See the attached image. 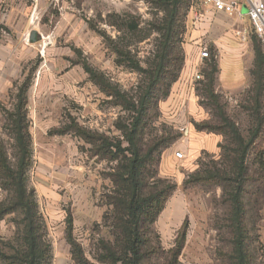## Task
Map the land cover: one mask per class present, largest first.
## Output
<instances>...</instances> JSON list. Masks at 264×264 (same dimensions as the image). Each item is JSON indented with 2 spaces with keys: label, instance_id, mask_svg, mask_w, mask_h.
<instances>
[{
  "label": "rangeland",
  "instance_id": "1",
  "mask_svg": "<svg viewBox=\"0 0 264 264\" xmlns=\"http://www.w3.org/2000/svg\"><path fill=\"white\" fill-rule=\"evenodd\" d=\"M169 2L55 0L28 24L23 39L30 43L35 33L33 52L0 56V211L11 206L0 217V264H18L24 249V212L14 193L20 90L30 144L24 200L34 203L41 224V245L48 249L42 264H83L76 247L85 264H122L107 258L104 245L115 243L123 198V164L130 154L126 128L136 115L127 103L139 105L159 61ZM202 11L203 0H184L172 59L137 136L142 154L153 150L143 172L146 193L166 190L162 209L154 206L143 223V264H234L227 182L193 176L231 169L230 137L219 110L247 137L254 127L252 85L250 78L228 89L218 68L211 84L215 104L206 75L212 63L218 67L214 46L205 44L210 56L197 66V54H187V47L197 46L192 37ZM6 33L0 23V35ZM86 66L122 96L95 80ZM194 66L202 79L190 76ZM72 120L97 140L63 132ZM103 139L110 143L106 149ZM258 145L248 159L256 177L246 194L249 264H264V125ZM177 151L184 157H176Z\"/></svg>",
  "mask_w": 264,
  "mask_h": 264
},
{
  "label": "trees",
  "instance_id": "2",
  "mask_svg": "<svg viewBox=\"0 0 264 264\" xmlns=\"http://www.w3.org/2000/svg\"><path fill=\"white\" fill-rule=\"evenodd\" d=\"M184 0H170L167 8V16L165 19L164 34L161 41V50L159 53V61L155 69L150 73L151 79L144 89L140 97L139 105L135 103H126L129 105L136 115L128 126L126 131V138L129 147V156L123 164L125 174H123V198H120L118 209L119 221L116 224V239L115 243L104 245L107 258L111 259L114 263L121 262L122 264H143L142 247L145 244L143 238L144 232L142 231L143 223L147 219L150 209L157 206L160 209L163 207L164 196L166 190L159 191L155 194L146 193L143 172L146 169L153 157L151 154L153 150L150 148L147 153L142 154L139 151L137 144V136L141 132L143 117L151 106L152 100L155 98V92L160 89L163 80V74L166 71L167 64L171 61V51L176 43L178 34L181 31L183 22L181 21V9ZM255 59L250 69L251 76V93L250 98L252 102V116L254 120V127L251 128L248 136H244L232 120L223 110H219V114L223 119L222 128H226L224 134L230 137L228 154H232V166L230 170H224L222 173H213L207 176L196 175L193 176L195 181L218 179L227 182V194L230 201V215L231 227L233 229L234 237L232 239L233 249L231 258L234 264H249V256L247 251L248 228L246 225V194L248 192V185L255 181L256 177L249 171L248 159L250 154H257L258 141L263 133L264 125V104L262 97L264 96V43L261 39L253 34ZM86 70L97 81L103 84L104 87L109 89L115 94L120 95L112 90L111 87L106 85L104 81L93 71L90 67L86 66ZM218 71L217 64L214 62L210 65V70L206 71L207 77L210 79V94L217 105V98L212 92V83L215 79V74ZM21 90L18 93V111L16 115L17 126V141L19 151V164L16 171L15 181V202L16 206L23 208V219L20 231H22L23 251L20 252V257L17 258L18 264H42L46 258L47 247L41 245L42 229L39 220L35 215V206L32 201L24 200L25 192L23 189L24 174L29 165L30 159V144L27 132L24 131V117L21 112V105L23 104ZM122 96V95H120ZM211 128V127H210ZM222 128H219L222 130ZM74 131L80 137L88 141H95L97 138L92 136L87 130L80 127L74 120L67 126L63 132ZM110 143L103 139L102 149L108 148ZM253 161L256 157L253 155ZM14 205V206H15ZM11 206L0 211V217L10 211ZM77 257L85 264L82 257V252L79 248H75Z\"/></svg>",
  "mask_w": 264,
  "mask_h": 264
},
{
  "label": "crops",
  "instance_id": "3",
  "mask_svg": "<svg viewBox=\"0 0 264 264\" xmlns=\"http://www.w3.org/2000/svg\"><path fill=\"white\" fill-rule=\"evenodd\" d=\"M54 1L0 0V23L7 26L10 32V34L0 35V56L4 54L16 55L15 58H17V55L33 52L35 40L32 38V42L27 43L23 39L27 34L28 24L34 18L37 19L38 14H41L43 10L46 11L48 5ZM56 1L59 2V0ZM36 14L37 16H35ZM198 25L199 28L194 30L192 37L198 39L194 42L197 46L194 49L192 46L187 47V54L190 57L194 53L197 54L194 58L192 57L196 60V66L203 61L200 57L202 46L208 43L216 50L218 76L222 85L228 89L246 85L251 78L250 68L254 59V52L250 47L251 31L249 27H251V23L247 15H229L223 11H202ZM237 32H241L245 39L237 35ZM33 33H31V37ZM246 56L249 57L248 63ZM196 66L189 71L191 77L199 71Z\"/></svg>",
  "mask_w": 264,
  "mask_h": 264
},
{
  "label": "built area",
  "instance_id": "4",
  "mask_svg": "<svg viewBox=\"0 0 264 264\" xmlns=\"http://www.w3.org/2000/svg\"><path fill=\"white\" fill-rule=\"evenodd\" d=\"M203 5L205 11H223L229 15L239 16L246 14L253 33L264 43V0H203ZM244 7L247 8L245 13L243 12ZM237 35L245 39L241 32H237ZM209 56L207 45H203L200 52L201 59H207ZM202 77L200 72H196L194 75L196 80L202 79ZM175 155L178 158L184 157L181 151H177Z\"/></svg>",
  "mask_w": 264,
  "mask_h": 264
},
{
  "label": "water",
  "instance_id": "5",
  "mask_svg": "<svg viewBox=\"0 0 264 264\" xmlns=\"http://www.w3.org/2000/svg\"><path fill=\"white\" fill-rule=\"evenodd\" d=\"M243 11H244V12H247V8L244 7V8H243ZM34 36H35V33H33V36H32L33 39H34Z\"/></svg>",
  "mask_w": 264,
  "mask_h": 264
}]
</instances>
